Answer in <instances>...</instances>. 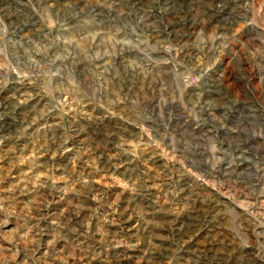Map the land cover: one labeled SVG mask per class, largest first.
<instances>
[{
  "label": "rangeland",
  "instance_id": "obj_1",
  "mask_svg": "<svg viewBox=\"0 0 264 264\" xmlns=\"http://www.w3.org/2000/svg\"><path fill=\"white\" fill-rule=\"evenodd\" d=\"M0 264H264V0H0Z\"/></svg>",
  "mask_w": 264,
  "mask_h": 264
}]
</instances>
